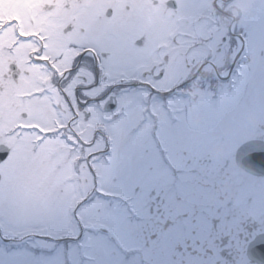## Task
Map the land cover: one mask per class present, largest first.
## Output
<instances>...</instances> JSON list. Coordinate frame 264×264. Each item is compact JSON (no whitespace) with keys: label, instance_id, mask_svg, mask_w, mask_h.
I'll return each mask as SVG.
<instances>
[{"label":"flooded vegetation","instance_id":"obj_1","mask_svg":"<svg viewBox=\"0 0 264 264\" xmlns=\"http://www.w3.org/2000/svg\"><path fill=\"white\" fill-rule=\"evenodd\" d=\"M207 1L209 15L213 16L206 15L204 20L211 19L214 30L194 43L193 36L180 31L184 24L180 20L169 36L167 49L162 42L155 43L152 29L158 30L160 21L153 24L150 20L146 13L148 0H0V65L3 56L10 61L7 72L0 70V142L6 143L10 136L2 125L6 114L18 112L21 119L27 113L29 117L34 111L29 114L24 104L35 96L50 110L53 103L62 105L59 121L54 112L55 123L49 128L72 121L68 128L71 133L91 135L100 127L96 133L101 136L114 135V128L108 125L107 130L105 114L98 108L95 119L88 122L82 114L100 105L105 113L116 116L136 93L141 94L138 105L144 107L148 97L154 102L163 92L161 80L169 82L178 58L185 56V65L190 67L191 52L201 46L207 51L206 61L213 66V72L205 75V89L211 91L218 81L217 91L224 92L231 82L228 91L234 94L229 97L232 107L219 113L217 136L222 143L217 154L213 149L216 144L210 142L202 158H194L192 149L186 148L183 154L189 158L177 165L157 137L161 153L158 163L168 166L171 174L144 177L145 184L139 185L134 194L122 192L138 212L134 242H108L112 245L109 249L95 246L94 253L77 254L75 260L72 255H61L58 264H264V168L244 161L248 152L264 148V62H251L250 55L247 65L241 62V53L248 52V44L241 47L237 36L243 33L245 37L248 32L236 15L241 13L236 0H221L220 8L213 12V0ZM229 17L232 23L222 31L225 27L221 21ZM60 22H67L61 28L67 43L61 42L54 53L50 51L51 37L60 29ZM21 31L31 39L18 47L14 41ZM221 32L213 51L209 46L213 34ZM69 46L80 55L72 60L70 72L50 82L56 64H65ZM36 48L40 52H35ZM109 49L112 59L105 65L103 57L93 52ZM41 53L46 54V65L37 64L38 69H34L27 63V56ZM10 65L18 78L9 72ZM160 70L164 76L158 79L156 73ZM42 89L47 93L41 95ZM79 120L86 124L82 131L76 125ZM247 142L250 144L245 147Z\"/></svg>","mask_w":264,"mask_h":264},{"label":"rangeland","instance_id":"obj_2","mask_svg":"<svg viewBox=\"0 0 264 264\" xmlns=\"http://www.w3.org/2000/svg\"><path fill=\"white\" fill-rule=\"evenodd\" d=\"M157 1L158 3L155 5L151 0H148L150 6L146 7V13L153 24L157 20L160 21L159 29H152L156 44L162 42L169 49V36L179 25V20L184 22L180 31L193 36L191 42L194 43L199 41V36L206 37L209 30H214V22L211 19L210 22L202 19L205 15L213 16L209 15V2L207 0H177L176 10L168 9L167 0ZM236 4L241 9V13L236 14L240 16V25L242 29L245 28L248 32L245 41L248 44L249 61L264 62V55L260 56V53L264 52V0H236ZM119 8L122 9L123 7L120 6ZM186 20L189 21L186 22ZM226 22L228 21L222 23L225 27L222 28V31L228 26ZM66 24L67 22L57 23L60 29L55 30L51 37V52L55 53L61 42L67 43L61 29ZM196 35L197 38L194 37ZM221 35L222 32L213 34L214 41L209 44L213 51H215L214 48L220 41ZM212 54L210 52L209 55L212 56ZM206 55L207 51L203 46L194 49L189 56V63L191 58L193 59V64L190 67L185 65V56H180L173 70L172 78L169 79L168 83L163 78L160 82L161 88L173 86V84L181 82L186 76L188 77L196 65L205 61ZM9 62L8 56H3L0 65L2 73L8 71ZM247 64L248 61H246ZM35 69L38 67L36 66ZM37 75L38 73L35 74V76ZM195 80L197 83L190 88V91L193 90L190 92L192 96L178 95L176 98L163 99V102L157 98L152 102L151 107L147 104L144 108L137 103L141 94L134 95L128 100L126 107L129 101H135L132 114L137 119L140 116L143 118L141 133L133 134L130 142L119 147V173L111 181L107 180L100 169L95 168L98 178L97 184L102 190L134 194L139 185L145 184V182L143 183L144 177H156L160 174L166 177L170 175L166 168L158 163L160 154L156 147V140L154 143L151 134L154 124L157 125V131L163 140L164 147L168 154L170 153L173 163L177 165L189 158L188 155L183 154L186 148L192 149L194 158L198 159L203 157L205 146L210 142L216 144L213 149L216 150L214 154H217L218 147L222 143L219 139L220 136H217L218 131H220L217 122L223 107L218 99H213L208 94L211 91L205 89L202 75ZM226 90L223 92V96L230 99L232 104V98L229 97L234 94L228 91V87ZM23 91L20 90L19 92ZM120 103L123 104L122 97ZM24 105H26L29 114L34 111L25 122L46 123L52 126L54 111L48 109V104L45 101L39 102L34 97L32 101H28ZM152 113L154 114L151 116ZM5 118L2 125L6 132L11 131L12 133L7 142L9 141L13 147L14 155L7 164L0 165V171L7 173L15 162L24 156L28 158L30 163L42 162V167L32 185L34 190L43 189L42 195L57 197L61 195V188L67 192L74 186H78L79 190L76 196L68 202L65 213L56 224H50L43 219H36L27 224H15L0 217V264H58L61 255L64 254L72 255L75 260L77 254L94 253L95 246H99L101 249H109V246L112 247L108 243L110 242L109 234L101 235L98 233L101 228L105 227H114L117 234L125 242H134L133 240L137 239L139 222L133 223L134 221H132L130 223L131 221H128L125 211L120 206H112L110 200L98 196L95 191L92 192L95 188L90 187V182L93 183V180H90L84 159L74 164L78 154H80V145L76 144V147H72L68 144L61 135L62 131L54 137L47 138L43 143H37L34 133L15 128L21 122V119L18 118V112H8ZM76 125H80L78 130L82 131V127L86 124L79 120ZM80 135L86 138L91 136L92 138V134L80 133ZM110 143L113 145L112 142ZM232 149L233 147L230 148V150ZM105 158H107L106 155L100 156L96 161H102ZM91 163L93 166L94 163ZM77 179L79 180L78 185H76ZM86 179L88 181L85 184L83 181ZM138 196L140 193L136 197ZM100 205L104 206L103 211H97ZM58 242H61L60 246H58ZM43 249L51 251L46 253Z\"/></svg>","mask_w":264,"mask_h":264},{"label":"snow or ice","instance_id":"obj_3","mask_svg":"<svg viewBox=\"0 0 264 264\" xmlns=\"http://www.w3.org/2000/svg\"><path fill=\"white\" fill-rule=\"evenodd\" d=\"M46 7L50 5L46 4ZM12 21H9L10 25ZM3 27V25H0ZM19 37L27 38L28 34L24 32L19 33ZM38 39L40 37H37ZM91 51V50H87ZM35 52H40L39 48L35 49ZM98 56L103 57V62L106 65L112 59L111 50L100 51L99 53L93 52ZM80 55V52L73 57V60ZM34 61H46V54L41 53L40 55H32ZM83 59V57H81ZM72 70V63L66 68L63 72L56 71L53 69V75L49 78L50 82L53 81L54 77L63 78L66 73ZM9 72L13 73L16 78H18V73H16L13 67L9 66ZM158 79L163 78L164 72L160 70L156 73ZM105 78L108 79V75L105 74ZM190 81L185 80L184 85H187ZM55 86V85H54ZM58 93H61L60 88H56ZM47 89L41 90V95L46 94ZM66 104L67 102L64 101ZM104 103L103 101L101 102ZM136 104L135 101H129L127 107L121 106L120 111L116 116H112L104 112L103 108L100 105L92 107L88 112L83 113V119L85 122L95 119L96 110L99 109L100 112L105 114L104 124L106 125L107 130L109 131L108 125L114 128L115 134L110 136V140L113 144V152L108 155L102 161H96L93 167L100 169L101 172L105 175L107 180L111 181L119 173L120 168V159L118 150L119 147L123 144H127L131 141L133 133L140 126V123H143L142 120H139L132 114L133 107ZM52 110L56 113V120L59 121V113L62 108L61 104L53 103L51 105ZM81 113L79 110L76 112V117H80ZM28 114L23 113L21 116V122L18 123L15 128L23 130L24 132L34 133L35 140L37 143H43L47 138L52 136L54 133L61 132L63 129L69 128L72 121L67 123H60V126L54 130H49V125L46 123H36V122H25L27 121ZM74 119H76L74 117ZM55 123V121H54ZM100 127H96L93 130L92 138L88 141H83L79 139V136L76 133H73V136L81 144V151H84V145H91L95 140V133ZM241 147V150H243ZM14 155V149L9 143L0 142V165L7 164L12 160ZM84 159L83 157L81 160ZM245 163L258 164L261 168H264V148L260 150H255L248 152L244 157ZM42 167V162H29L28 158L21 156L12 168L7 172L0 171V217L7 219L15 224H27L36 219H43L50 224H56L60 221L65 210L67 208L68 202L72 200L76 193L78 192V186H74L69 189L67 192L64 188L60 189V196L57 197H46L42 195L43 189L39 191L34 190L32 185L36 180L37 174L39 173ZM71 183V181H69ZM79 184V180H76V185ZM104 206L100 205L97 208V211H103ZM217 221L215 220L213 224ZM261 249L264 250V245L261 246Z\"/></svg>","mask_w":264,"mask_h":264},{"label":"bare ground","instance_id":"obj_4","mask_svg":"<svg viewBox=\"0 0 264 264\" xmlns=\"http://www.w3.org/2000/svg\"><path fill=\"white\" fill-rule=\"evenodd\" d=\"M75 53H76V50H67L66 51V59H65V64L62 66V67H60L59 66V64H57V66H58V69L61 71V70H63V69H65V68H67V67H69V65H70V61H71V59H72V57L75 55ZM207 67V66H206ZM209 67V66H208ZM222 100H223V104H224V107L226 108V109H229L230 107H231V102H230V100L226 97V96H223L222 97ZM113 209V208H112Z\"/></svg>","mask_w":264,"mask_h":264},{"label":"water","instance_id":"obj_5","mask_svg":"<svg viewBox=\"0 0 264 264\" xmlns=\"http://www.w3.org/2000/svg\"><path fill=\"white\" fill-rule=\"evenodd\" d=\"M168 6H170V7H174V6H175V2H174V0L169 1V2H168ZM0 162H1V161H0Z\"/></svg>","mask_w":264,"mask_h":264}]
</instances>
